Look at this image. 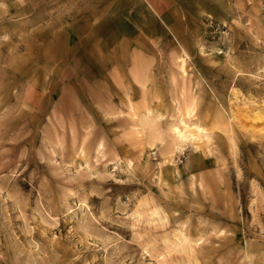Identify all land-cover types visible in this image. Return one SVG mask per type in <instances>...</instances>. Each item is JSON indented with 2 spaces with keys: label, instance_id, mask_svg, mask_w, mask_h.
I'll list each match as a JSON object with an SVG mask.
<instances>
[{
  "label": "rangeland",
  "instance_id": "374dc122",
  "mask_svg": "<svg viewBox=\"0 0 264 264\" xmlns=\"http://www.w3.org/2000/svg\"><path fill=\"white\" fill-rule=\"evenodd\" d=\"M115 3L0 0V264H264V0Z\"/></svg>",
  "mask_w": 264,
  "mask_h": 264
},
{
  "label": "crops",
  "instance_id": "0c3cea01",
  "mask_svg": "<svg viewBox=\"0 0 264 264\" xmlns=\"http://www.w3.org/2000/svg\"><path fill=\"white\" fill-rule=\"evenodd\" d=\"M177 3L178 0H131L129 2H127L126 0H117V3H115L114 6L116 5V11L119 12V14L115 16V18L113 16L112 17L114 18V20L123 19L126 25V20L129 18L133 20V23L130 24V26H138V24L143 25L144 21L141 17H137V15H134L133 17V13H130L131 15H129V13L127 12H134L135 10H145L147 15L150 16L151 20H156L154 26H156V28H159L160 26H162V24H158L157 19H161L164 23H166L167 21L165 20H168L167 17L174 10ZM146 25L151 27L150 22H147L143 26Z\"/></svg>",
  "mask_w": 264,
  "mask_h": 264
},
{
  "label": "bare ground",
  "instance_id": "6f19581e",
  "mask_svg": "<svg viewBox=\"0 0 264 264\" xmlns=\"http://www.w3.org/2000/svg\"><path fill=\"white\" fill-rule=\"evenodd\" d=\"M183 126L181 129L175 128V133L176 136L179 140L181 141H185L186 139H188L189 137H195L196 134L200 133L198 132V127L197 128H191L188 124L182 122Z\"/></svg>",
  "mask_w": 264,
  "mask_h": 264
}]
</instances>
